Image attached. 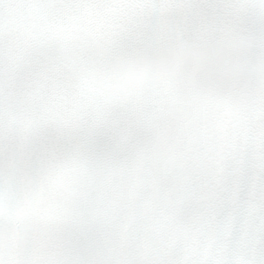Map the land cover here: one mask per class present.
Here are the masks:
<instances>
[{
	"label": "clouds",
	"instance_id": "clouds-1",
	"mask_svg": "<svg viewBox=\"0 0 264 264\" xmlns=\"http://www.w3.org/2000/svg\"><path fill=\"white\" fill-rule=\"evenodd\" d=\"M0 264H264V0H0Z\"/></svg>",
	"mask_w": 264,
	"mask_h": 264
}]
</instances>
